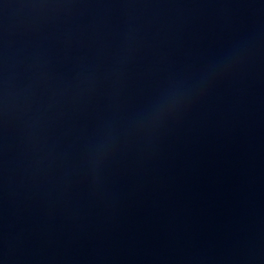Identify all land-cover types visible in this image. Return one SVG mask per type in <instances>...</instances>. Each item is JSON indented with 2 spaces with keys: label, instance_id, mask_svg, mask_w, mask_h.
Here are the masks:
<instances>
[{
  "label": "water",
  "instance_id": "1",
  "mask_svg": "<svg viewBox=\"0 0 264 264\" xmlns=\"http://www.w3.org/2000/svg\"><path fill=\"white\" fill-rule=\"evenodd\" d=\"M0 264H264V0H0Z\"/></svg>",
  "mask_w": 264,
  "mask_h": 264
}]
</instances>
